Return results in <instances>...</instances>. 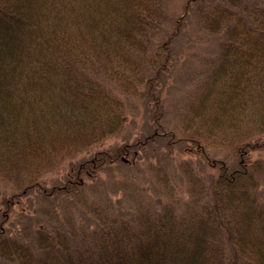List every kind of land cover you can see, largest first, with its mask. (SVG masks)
Segmentation results:
<instances>
[{"label":"trees","instance_id":"obj_1","mask_svg":"<svg viewBox=\"0 0 264 264\" xmlns=\"http://www.w3.org/2000/svg\"><path fill=\"white\" fill-rule=\"evenodd\" d=\"M173 3L0 0V264H264V158L252 156L264 150V0H186L180 14ZM189 23L214 43L168 107ZM136 102L156 132L97 149L48 184L65 160L120 135ZM182 140L218 167L181 164L186 198L161 159L152 197L113 173L138 168L140 144L169 157ZM222 148L234 163L209 158Z\"/></svg>","mask_w":264,"mask_h":264},{"label":"rangeland","instance_id":"obj_2","mask_svg":"<svg viewBox=\"0 0 264 264\" xmlns=\"http://www.w3.org/2000/svg\"><path fill=\"white\" fill-rule=\"evenodd\" d=\"M186 0H174L172 5L173 12L182 13L184 9V4ZM214 42L205 39V36L194 24L189 23L188 26L183 28L182 32L177 39L175 49L177 51V64L175 65L173 71L167 78L165 91L163 94L164 99L166 100L165 104L167 106L173 105L178 99L181 100L182 96L187 90L190 89L194 78V71L196 70L199 61H201V56L209 50ZM200 68V66H199ZM135 105L128 106L127 120L125 128L120 135H116L106 139L103 144L97 145L92 149L79 153L71 159L65 160L62 165L49 173L46 177L48 184L52 182H62L69 171L70 165L72 163H77L82 159L89 158L94 152L98 149L108 148L109 146H119L122 143H132L137 140L146 141V135H150L156 132L157 128L155 123L152 121V116L149 106L143 102H136ZM134 104V103H133ZM175 105V104H174ZM165 123V120L162 122ZM264 138V135L262 136ZM187 142V141H186ZM161 143V142H160ZM164 143V141H162ZM142 145V144H140ZM138 146V153L136 155L135 164L138 165V168H127L123 165L117 164L113 173L117 175L118 181L125 178L131 182L130 185H133L137 190V193L145 197L155 196L156 193L160 192V184L157 182V179L152 175V166L157 165L159 159L163 165H165L168 171L172 172L174 175L170 177V184H172L176 189L181 192V196L186 198V183L187 180L180 175L181 164L188 165L196 173L201 175V171L206 174H216L218 172V167L214 168L210 165V162L205 159L204 156H201V148L195 147L191 144H187L182 141H177L173 145V150L169 157H163L162 153H157L155 156L151 154V149L155 146L154 144L147 143L144 147ZM156 145H160L159 142H156ZM165 150L168 148L165 145H162ZM146 148V149H145ZM149 151V158L146 156L145 151ZM200 151V152H199ZM210 152V159H224L229 163H234L235 158L227 149H212L208 150ZM168 152H163L167 154ZM129 158L131 154L128 155ZM252 156H260L264 158V150H253ZM181 168V167H180ZM108 174L103 173L102 176L106 180ZM171 175V174H170ZM128 176V177H127ZM124 180V179H123ZM122 180V181H123ZM130 191H134L131 186L127 188ZM160 189V190H159ZM4 191V186L0 183V195ZM130 191H125L126 194ZM123 193V190L120 192ZM128 195V194H127ZM33 199V198H32ZM34 200V199H33ZM27 197H24L20 201V207H29L30 202ZM17 217H13L16 220Z\"/></svg>","mask_w":264,"mask_h":264}]
</instances>
